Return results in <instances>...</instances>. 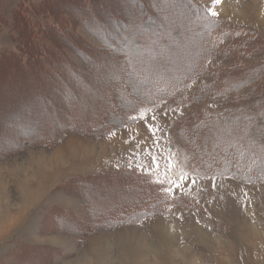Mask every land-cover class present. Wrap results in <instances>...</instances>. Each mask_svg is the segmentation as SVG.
Returning a JSON list of instances; mask_svg holds the SVG:
<instances>
[{
  "label": "rangeland",
  "instance_id": "1",
  "mask_svg": "<svg viewBox=\"0 0 264 264\" xmlns=\"http://www.w3.org/2000/svg\"><path fill=\"white\" fill-rule=\"evenodd\" d=\"M44 1L0 0V130L3 129L0 131V264H264V180L242 179L243 167L235 171L238 177L230 173L210 174L212 168L202 166L198 169L206 176L194 173L192 157L175 136L177 125L186 117L192 122L206 108H218L222 96L212 103H191L189 94L193 86L187 84L182 94L166 92L158 106L140 107L132 115L133 120L121 125L114 123L113 113L104 130L94 136L61 132L57 126L55 130L38 127V122L46 116H50L46 120L55 119L48 105L52 99L56 100V110L65 106L58 86L51 79L53 75L66 74L67 59L75 66L83 64L68 45V35L87 57L89 53L93 62L102 64H95L94 72L84 74L83 81L76 82L73 77L71 81L80 88L93 83L90 87L93 91L86 93L92 95L99 90L98 103L107 94L112 100L120 97L127 100V94L132 97L135 89L138 90L141 78L134 83L128 79V88L120 91L116 82L124 67L109 66L104 53L91 50L99 45L93 32L119 36L127 25L146 45L163 37L162 46L155 44L139 53L131 52L130 56L137 59L129 63L143 68L147 62H155L157 55L153 49L160 48L158 57L165 62L167 70L157 74L175 77V73L188 69L194 56L200 54L196 44L201 43L203 18L208 14L215 21L216 31L226 24L239 34L226 38L218 48L219 56L205 63L204 76L198 82L208 83L213 72L231 64L262 63L264 67V0H192L190 6L194 10L189 13L179 11L185 8V0H173L172 6L165 0H137L153 15L142 22L143 28L129 23L132 11L138 18V6L130 5L127 0H54L49 11L38 8ZM177 22L185 23L175 29ZM168 31L172 35L168 36ZM208 34L214 35V31ZM244 38L247 39L243 42ZM189 39L194 41L191 47L184 52L175 49ZM10 52L18 56L7 57ZM121 55L122 52L113 59L120 63ZM238 69L241 76L244 71L242 67ZM246 77L247 80L240 82L244 91L253 86L256 91L263 89L264 80L258 83L253 77ZM96 79L116 90L103 94ZM232 83L238 84L237 80ZM49 86H55L54 91ZM44 94L51 100L43 101ZM226 95L225 102L232 99ZM98 106L89 107L86 118H92ZM58 111L54 112L56 117ZM243 113L238 124L241 135L249 130L243 122L250 115L247 111ZM69 115L71 118L63 119L66 123L78 119L75 112ZM232 120L230 117L226 124ZM222 132L221 129L217 135ZM36 133H41V138L28 145ZM225 135L232 139L231 135ZM208 140L217 155L213 142ZM213 164L215 167L216 161ZM119 172L151 178L152 186L144 193L154 188L162 191L164 185L171 197L170 211L146 216L144 210L133 204L140 219L105 228L113 222L114 218L110 217L115 211L112 207L105 210V206L112 204L116 209L126 203L124 192L115 184L108 191L87 188L89 198L85 196L89 204L86 205L84 197L72 194L76 188L75 181H71ZM110 183L106 180L108 187ZM92 219H103L104 227H95L98 224L94 225Z\"/></svg>",
  "mask_w": 264,
  "mask_h": 264
},
{
  "label": "trees",
  "instance_id": "2",
  "mask_svg": "<svg viewBox=\"0 0 264 264\" xmlns=\"http://www.w3.org/2000/svg\"><path fill=\"white\" fill-rule=\"evenodd\" d=\"M165 1L167 4H169V6H172L174 3L173 0ZM127 2H129L132 6H138V9L136 10L138 18L136 17L135 11H132L130 13L129 23L132 25L138 24L139 27L141 26V28H143L144 25H142V22L147 18H153V15H150L146 7L137 0H127ZM185 2V8L179 9V11L185 10L189 13L192 9L194 10V7L190 6L192 4V0H185ZM53 3L54 0H46L41 3L38 8L49 11L53 9ZM153 6H155V3H153ZM203 19L205 20L202 24L204 28L201 29L203 38H200V44H196V46L200 48V54L198 56H194L193 62L188 69L183 70L178 74L175 73V77L168 74H157L161 73L158 71L167 70L165 62H162V60L158 57L159 53L161 52L160 48L153 49L154 54L157 55L155 62H147L146 66L143 68L132 67L129 63V60L134 62V60L137 59L136 57L130 56L131 52L139 53L140 51H144V49H148L155 44L161 45L163 43V37L161 41H153L150 39L148 41L153 42L146 45L140 35L136 34L132 30L129 31L127 25L123 31L119 33V36H109L106 34V32H93V35L97 39L99 45L91 47V50H93L96 54L104 53L105 58L108 60L106 62L109 66L114 67L116 64H118L117 67H124L123 72L120 73V79L116 82L117 86L120 87V91L128 88L130 84L128 79H132L134 83L139 78H141L139 79L141 80L140 84H137L138 90L135 89V94L132 97H128L129 94H125L127 100H122L121 97L112 100L107 94L106 99L103 101L99 100L98 103L96 102V99L99 98V90V93L95 92L92 95H88L86 93L93 91L90 88L93 83H86L84 84L83 88H80L78 84H74V82L71 81L72 77L74 80H76V82L79 80L83 81L82 78H86L88 74L94 72L95 64L97 66H101L102 64H99V62H93V57H90L89 53H87V57L86 53H84L75 42H72L71 39H68L71 38V36H66L68 45L74 49L76 54H78V57L80 58L81 63L83 62V64L78 63L80 65L75 66L72 64L70 59H67V65L65 67L66 74L59 73L53 75L51 79L55 81V86H58L60 97H62V101L65 103V106L60 111L56 110V100L52 99L53 102H49L48 105L51 107L53 112L51 115L55 119L53 121L46 120L50 117L46 116L44 118L45 120L38 122V127L42 128L44 126L43 129L49 128V130H55V126H57V130L61 132L68 130L80 135L94 136L104 130L109 121H111V116L113 113L116 114V122L114 123L116 125H121L125 121L127 122L133 120L134 118H132V115L135 114L140 107L146 105L158 106L160 102H163L164 96L166 97V92L170 94L171 90H173L176 95H179L182 94V90H184L183 87H186L187 84H190L193 86V91H190L189 94V96L191 95L189 98L191 103H197L200 101L203 103H212L217 100L218 96H222V99L220 100L221 103L219 104L220 106L218 108H209L207 110L205 107L206 109L202 111L201 116L196 120L190 122L188 117H186V120L178 124L176 127L177 129L175 130V136L177 141L187 149L189 155L193 159L194 164L191 168L192 171L202 176H206L199 171L198 167H210L212 168V172L210 174L230 173L229 175L238 177V173L235 171L243 167L245 168V171H242L244 172L242 179H250V181L255 179L264 180V99L262 98L264 96V87H262L263 89L259 88L258 91H256L253 89V86L250 89L244 91L243 88L245 87L240 84V82L247 80L246 76L250 78V75H252V77L256 79L258 83L264 80V67H261L263 64L261 62V64L258 63L256 66H240L238 64H231L228 67H224V69L221 71L218 70L213 72V78L208 83L198 82V79L204 76L203 71L206 68L205 63L211 58L219 56L218 48L222 42L226 38L229 40L239 37L238 30L229 28L231 25L223 24L225 28L222 26L223 29H220L218 32L215 29V21L208 14H206ZM181 23L185 22H177L174 24L175 29ZM123 24L125 25V23ZM32 27L34 28L35 26ZM165 29H168V26H165ZM115 30L118 31V29ZM179 30L181 34L184 33L181 27ZM203 31L206 34H204ZM211 31H214V35L208 34ZM168 33V36L172 35L171 31H168ZM58 34L61 33L58 31ZM245 39L247 38H244L242 41L244 42ZM193 42H191L189 39V42L185 43L184 46H177L175 49L179 52H184V50L189 48V46L191 47ZM228 45L229 44H225V46ZM117 46H121L120 49L117 48ZM120 52H122L121 58L119 59L120 63H117V61H115L113 58ZM16 56H18V54L14 55L13 52H10L7 57L15 58ZM87 58L89 59L88 62L86 61ZM54 61H56V59ZM123 64H125V66ZM241 67L245 73L241 72V76H239L238 68ZM153 68H156V71ZM247 69L248 72L246 74ZM144 73L145 76L143 75ZM84 74H86V76ZM115 76L118 77V75ZM99 79H96V82L99 81ZM234 80H237V85L232 83ZM96 85H98L100 89L102 88L104 90L103 94L107 93L108 91L116 90L114 87L108 88L105 82H97ZM55 86H49L51 88V92L54 91ZM226 94L232 97V99L228 100L227 102H225L227 97ZM91 97L93 99L92 101L90 100ZM42 99L43 101H45L44 99L47 101L51 100L45 94ZM95 104H99L98 109L96 110L97 113L95 112L94 116L90 118V120L89 118H86L89 117L86 114L87 109L89 107H92L93 109ZM122 106H125V109H123ZM57 111L59 113L56 117L54 112ZM246 111L250 116L249 118L244 119L243 123L245 126H248L249 130L245 132L244 135H241V133L238 132V130L241 129V126L238 124H240L239 120L242 117L241 115H243V112ZM70 112H75L78 119L71 121L70 123H66L63 121V119L68 117L71 118V115H69ZM230 117H233V120L231 121L232 125L228 123L226 124V120H230ZM45 121L47 124H44ZM221 129L223 130V135H217V133H221ZM41 133L34 134L35 137L31 140H28L27 144L31 145L37 142L41 138ZM249 133H252V135H250L252 136V139L248 135ZM225 134L231 135L232 139L226 137ZM225 137L227 138V142H225ZM208 138H210L213 142L212 144L215 147V152L217 155L208 145ZM237 141H239V143H237ZM234 144H236L238 147H236ZM214 161H216V165L215 167H212L214 165ZM99 180H104L102 181L103 186L100 185L102 183H95V181ZM106 180L111 182L109 187L106 184ZM74 181V188H76V190L72 191V194H74L77 198L84 197V202L86 205L89 204V195L86 191L87 188L93 189L94 191H99L101 189L108 191L109 188L115 184L121 190V192H124L123 194H125L128 198L126 203L119 205L116 209L111 206L112 204H107L105 206V210H109L111 207L113 208V211L115 210L113 212V217H110L114 218L113 222L110 225L105 226V228L109 229L124 224L126 221L128 222L140 219L134 213L135 208L133 207V204H136V207L139 206L141 211L144 210V215L146 216L169 212L172 205L170 194L165 191L166 187L164 185H162V191H160L158 188H154L150 189V193H144L143 191L145 189H149L152 186V183L151 178L141 175L134 176L130 173L128 174L126 172H119L117 174L111 173L75 178L71 182ZM103 187H107V189ZM79 191L81 193H79ZM85 195H88V198H86ZM90 199L92 200L93 198L90 196ZM100 211L101 213L99 216L102 218L104 216V214H102L104 209L101 208ZM92 221L94 225L98 224L95 225V227H104L102 225L103 219H99L97 221L92 219Z\"/></svg>",
  "mask_w": 264,
  "mask_h": 264
},
{
  "label": "bare ground",
  "instance_id": "3",
  "mask_svg": "<svg viewBox=\"0 0 264 264\" xmlns=\"http://www.w3.org/2000/svg\"><path fill=\"white\" fill-rule=\"evenodd\" d=\"M105 1V0H104ZM108 7V6H107ZM113 8V7H112ZM118 9V8H117ZM107 12V11H106ZM115 12V11H114ZM107 19V18H106ZM134 23V22H133ZM136 23V22H135ZM138 25V24H137ZM134 28V27H133ZM136 28V27H135ZM134 32V31H133ZM131 33V32H130ZM136 33V32H135ZM133 34V33H132ZM129 35V34H128ZM193 47V46H192ZM109 71V70H108ZM30 88V87H29ZM17 93V92H16ZM29 94V93H28ZM10 96V95H9ZM41 96H43V95H41ZM39 97V96H38ZM14 98V97H13ZM16 100V99H15ZM23 100V99H22ZM36 102V101H35ZM43 102V101H42ZM41 102V103H42ZM21 103V102H20ZM39 103V102H38ZM46 103V102H45ZM13 104V103H12ZM32 104V103H31ZM17 105V104H16ZM36 105H37V102H36ZM32 106V105H31ZM30 106V107H31ZM34 106V105H33ZM41 106V105H40ZM7 107V106H6ZM44 107V106H43ZM11 108V107H10ZM35 108V107H34ZM4 110V109H3ZM29 110V109H28ZM41 110H43V109H41ZM14 111V110H13ZM32 111V110H31ZM40 111V110H39ZM30 112V111H29ZM28 113V112H27ZM39 113V112H38ZM7 114V113H6ZM30 114V113H29ZM41 114V113H40ZM5 115V114H4ZM7 116H8V114H7ZM18 116V115H17ZM23 116V115H22ZM39 116V115H38ZM12 117H13V115H12ZM36 117V116H35ZM1 118V117H0ZM9 119V118H8ZM7 120V119H6ZM11 120V119H10ZM13 120H14V118H13ZM5 121V120H4ZM35 121H36V119H35ZM2 126V125H1ZM3 130V129H2ZM2 130H0V131H2ZM9 144V143H8ZM257 238V237H256Z\"/></svg>",
  "mask_w": 264,
  "mask_h": 264
},
{
  "label": "snow or ice",
  "instance_id": "4",
  "mask_svg": "<svg viewBox=\"0 0 264 264\" xmlns=\"http://www.w3.org/2000/svg\"><path fill=\"white\" fill-rule=\"evenodd\" d=\"M213 15H215V13H212Z\"/></svg>",
  "mask_w": 264,
  "mask_h": 264
}]
</instances>
